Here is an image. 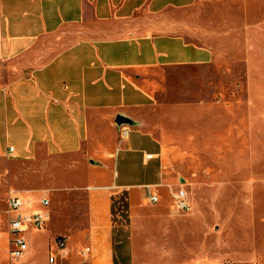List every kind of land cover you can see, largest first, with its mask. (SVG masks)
Segmentation results:
<instances>
[{
    "label": "crops",
    "instance_id": "crops-1",
    "mask_svg": "<svg viewBox=\"0 0 264 264\" xmlns=\"http://www.w3.org/2000/svg\"><path fill=\"white\" fill-rule=\"evenodd\" d=\"M243 66L264 81V0H0V264L40 243L10 255L12 192L46 219L43 264H150L138 212L171 198L167 141L195 139L169 124L211 121Z\"/></svg>",
    "mask_w": 264,
    "mask_h": 264
},
{
    "label": "rangeland",
    "instance_id": "rangeland-1",
    "mask_svg": "<svg viewBox=\"0 0 264 264\" xmlns=\"http://www.w3.org/2000/svg\"><path fill=\"white\" fill-rule=\"evenodd\" d=\"M250 70L238 67L233 75L228 70L220 100L212 99L218 113L211 121L169 124L175 131L196 130L194 140H169L165 147L167 170L176 177L172 193L183 190L190 211L172 212V200L163 194V211L138 212L144 216L136 222L134 236L138 247L150 251V264L264 261V131L254 130L264 125V81H250ZM258 71L264 75V67ZM28 232L26 241L29 236L40 238L31 257L43 264L47 236L39 230Z\"/></svg>",
    "mask_w": 264,
    "mask_h": 264
},
{
    "label": "built area",
    "instance_id": "built-area-1",
    "mask_svg": "<svg viewBox=\"0 0 264 264\" xmlns=\"http://www.w3.org/2000/svg\"><path fill=\"white\" fill-rule=\"evenodd\" d=\"M129 132L127 126L123 125L119 127V137L120 140H124ZM12 153V149H8V154ZM172 200V212L177 214H187L190 211L189 200L185 192L181 189L176 190L171 193ZM159 199L157 196L149 195L147 198V204L154 206L158 203ZM7 211L12 216L8 222V232L10 235V246H12V251L10 255L13 257L19 256L22 252L26 250V245L22 234L30 230H41L45 224V217L40 213H31L28 215H21L20 212L23 208V201L21 196L12 192L7 195L6 198ZM48 201L44 199L39 200V206L44 208L47 207ZM48 264H54V259L49 258Z\"/></svg>",
    "mask_w": 264,
    "mask_h": 264
},
{
    "label": "water",
    "instance_id": "water-1",
    "mask_svg": "<svg viewBox=\"0 0 264 264\" xmlns=\"http://www.w3.org/2000/svg\"><path fill=\"white\" fill-rule=\"evenodd\" d=\"M123 125L129 126L130 123L127 120H125L124 118L118 117L117 120H116L117 128H119L120 126H123Z\"/></svg>",
    "mask_w": 264,
    "mask_h": 264
}]
</instances>
